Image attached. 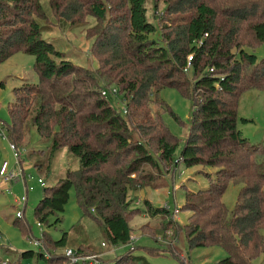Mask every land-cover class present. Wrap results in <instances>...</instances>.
Segmentation results:
<instances>
[{
  "label": "trees",
  "instance_id": "16d2710c",
  "mask_svg": "<svg viewBox=\"0 0 264 264\" xmlns=\"http://www.w3.org/2000/svg\"><path fill=\"white\" fill-rule=\"evenodd\" d=\"M44 1L0 0V63L18 51L32 53L39 75L37 82L12 88L10 120H0L7 138L19 147L35 129L48 142L45 156L34 162L39 172L50 173L64 147L80 160L77 169L44 188L34 209L39 222H60L74 189L83 214L95 208L101 216L109 242L127 244L133 230L125 213L127 196L151 176L143 172L144 164L158 171L180 162L212 165L217 169L207 172L210 184L185 192L183 207L191 214L180 230L190 249L222 247L226 255L217 264H254L264 254V143L243 134L238 105L244 91L264 90V57L247 48L264 44V0H152L156 10L164 4L162 14H154L158 22L150 17L151 0H48L60 24L77 26L86 15L96 17L88 34L97 68L74 62L55 39L44 37L55 23ZM111 84L126 100V113L111 102L112 95L102 93ZM165 87L177 88L193 102L183 146L164 120L163 112H172L168 103L159 98L166 109H150L152 94ZM138 171V177L130 175ZM231 182L243 183L233 209L224 200ZM145 205L153 215L171 212L148 198ZM13 222L31 230L24 214ZM173 223L168 221L170 227ZM67 236L65 231L54 239L44 231L43 239L62 247ZM134 250L130 247L120 261L151 264ZM35 254L46 264L66 263L61 252L29 249L20 257ZM20 257L17 264H24Z\"/></svg>",
  "mask_w": 264,
  "mask_h": 264
},
{
  "label": "rangeland",
  "instance_id": "374dc122",
  "mask_svg": "<svg viewBox=\"0 0 264 264\" xmlns=\"http://www.w3.org/2000/svg\"><path fill=\"white\" fill-rule=\"evenodd\" d=\"M45 7L51 14L54 24L44 32V37L56 40L58 48L66 51V56L74 62L86 67L97 68L98 60L91 49L92 37L88 34V28L97 21L93 15H86L83 23L77 26L60 24L53 14L49 1H44ZM151 19H155L154 14H162L164 4L160 2L158 10L154 8L152 0L148 3ZM156 22L158 20L155 19ZM258 55L264 57V44L257 48L247 47ZM35 55L24 51H18L10 55L0 63V120L9 122L8 104L13 101L12 88L25 81L37 82L39 75L34 67ZM189 72V70H188ZM193 79V74H190ZM116 86L114 84L105 86ZM104 87V88H105ZM153 99L149 104L152 112L163 111L164 104L159 98L164 99L172 108L163 112L164 120L170 129L178 137H181V146L184 145L185 137L189 133L193 102L190 97L182 94L175 87L163 88L159 95L152 94ZM111 102L121 107L126 102L125 99L110 97ZM127 103V102H126ZM248 118V120L244 119ZM3 124V123H2ZM238 126L243 134L253 142L264 143V90L252 88L244 91L239 99L238 105ZM28 144L19 146L21 158L19 164L25 169L29 185L33 186L29 190L28 202L18 206L15 198L20 199L25 191L23 181L11 183L10 189L1 187L0 189V264H17L20 254L23 251L33 249L36 252L42 251L41 246L36 245L29 235L33 234L37 238H44V231L51 234L54 239L62 237L65 231L68 232L66 246L57 247L53 244H46L49 252L64 253L65 248H84L83 252L97 254L104 264H128L120 261L121 255L130 250L129 243L113 245L109 242L105 225L96 209L92 208V213L83 214L82 209L76 199L74 189L71 191L70 199L66 204L63 219L56 225H38L39 220L35 216V206L41 199L46 185L58 181L66 175L70 169H77L80 165L79 157L68 150L67 147L61 149L53 160L51 172H39L34 166V162L43 158L42 152L48 151V142L45 141L35 129L29 135ZM9 140L2 137L0 130V165L4 160L10 163L11 169L18 171L15 158L10 149ZM181 148L178 149L177 157ZM264 161V154L261 158ZM217 167L212 165L196 164L187 166L183 162L173 165L163 166V170L158 171L151 164H144V173L147 175L136 188L128 192L127 201L130 205L125 208V213L133 226L132 235L134 240V254L145 255L151 264H183V260H190L192 264H217L218 260L226 255V251L220 246H200L190 249L183 232L182 225L188 222L191 211L184 208L185 192L187 190H198L210 184V177L207 172L215 173ZM141 171L133 172L132 177H138ZM46 180V185L39 183V177ZM243 183L231 182L224 194V200L230 209H233L239 191ZM148 198L155 206H166L170 208L169 215H153L145 205ZM18 206V207H17ZM24 211V221L30 226L29 232H24L13 222L16 212ZM172 219L173 225L170 227L168 221ZM176 227V228H175ZM264 234V228H262ZM44 241V239H43ZM49 246V247H48ZM87 250V251H86ZM89 250V251H88ZM171 251L179 255L176 257ZM24 264H46L44 257L34 256L20 257ZM254 264H264V254L261 253L254 259Z\"/></svg>",
  "mask_w": 264,
  "mask_h": 264
},
{
  "label": "built area",
  "instance_id": "2783aa9c",
  "mask_svg": "<svg viewBox=\"0 0 264 264\" xmlns=\"http://www.w3.org/2000/svg\"><path fill=\"white\" fill-rule=\"evenodd\" d=\"M192 56L189 57V60L191 61ZM187 71L188 68H185ZM102 93L104 95H112L116 98H120V92L117 86H111V87H105L102 90ZM121 110L126 113L128 111L127 103H123V105L120 107ZM0 130L1 135L4 138H7L5 129L3 127V124L0 123ZM8 139V138H7ZM9 140V139H8ZM10 149L12 150L15 158V164L19 167L18 171L12 170L10 163L7 160H4L0 165V184H4L6 189H10V184L16 181H23L25 186V191L23 196H21L20 199L15 198V202L18 206L24 205L26 207L28 202V194L29 190L33 187L29 185V179H27V175L25 173V169L21 168L19 164V159L21 158L20 149L14 144V142L9 140ZM39 182L41 184L46 185V182L43 177H39ZM17 206V207H18ZM24 211L18 210L16 212L17 216H23ZM38 225L42 228V223L38 222ZM29 238L36 244L41 246L42 250L47 254L50 255L51 252L46 248L45 243L43 239L35 237L33 234L29 235ZM137 239L136 236H133L131 234L129 244L131 247H134V240ZM64 255L66 257V263L65 264H104V262L100 259V257L97 254L94 253H88L83 252L79 248H72L68 247L64 250Z\"/></svg>",
  "mask_w": 264,
  "mask_h": 264
},
{
  "label": "crops",
  "instance_id": "0c3cea01",
  "mask_svg": "<svg viewBox=\"0 0 264 264\" xmlns=\"http://www.w3.org/2000/svg\"><path fill=\"white\" fill-rule=\"evenodd\" d=\"M44 180H45V178H44ZM45 182H46V180H45ZM39 183L41 184V182H39ZM1 187L5 188V185L4 184H0V189H1Z\"/></svg>",
  "mask_w": 264,
  "mask_h": 264
}]
</instances>
